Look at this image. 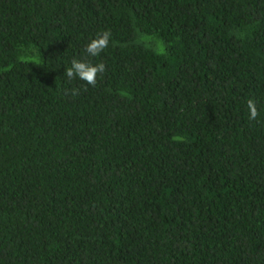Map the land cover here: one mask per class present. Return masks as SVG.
<instances>
[{
  "label": "trees",
  "instance_id": "1",
  "mask_svg": "<svg viewBox=\"0 0 264 264\" xmlns=\"http://www.w3.org/2000/svg\"><path fill=\"white\" fill-rule=\"evenodd\" d=\"M0 264H264V0H0Z\"/></svg>",
  "mask_w": 264,
  "mask_h": 264
},
{
  "label": "clouds",
  "instance_id": "2",
  "mask_svg": "<svg viewBox=\"0 0 264 264\" xmlns=\"http://www.w3.org/2000/svg\"><path fill=\"white\" fill-rule=\"evenodd\" d=\"M111 33L104 31L91 39L85 49L87 57L95 58L109 47ZM106 65L103 62L93 63L91 59H73L69 67L66 68L65 74L68 78H75L86 82L88 85H95L97 77L103 73ZM247 108L249 111V119L255 120L259 115L254 99L247 101Z\"/></svg>",
  "mask_w": 264,
  "mask_h": 264
}]
</instances>
